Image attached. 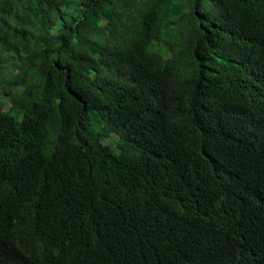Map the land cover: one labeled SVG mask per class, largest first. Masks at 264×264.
I'll return each mask as SVG.
<instances>
[{"label": "trees", "instance_id": "16d2710c", "mask_svg": "<svg viewBox=\"0 0 264 264\" xmlns=\"http://www.w3.org/2000/svg\"><path fill=\"white\" fill-rule=\"evenodd\" d=\"M0 92V264H264V0H0Z\"/></svg>", "mask_w": 264, "mask_h": 264}, {"label": "clouds", "instance_id": "9594fccd", "mask_svg": "<svg viewBox=\"0 0 264 264\" xmlns=\"http://www.w3.org/2000/svg\"><path fill=\"white\" fill-rule=\"evenodd\" d=\"M225 246H223V247H219L220 249H223ZM219 248H217L216 250H214V251H212L209 255H215V253H216V251L219 249ZM259 256V255H258Z\"/></svg>", "mask_w": 264, "mask_h": 264}, {"label": "rangeland", "instance_id": "374dc122", "mask_svg": "<svg viewBox=\"0 0 264 264\" xmlns=\"http://www.w3.org/2000/svg\"><path fill=\"white\" fill-rule=\"evenodd\" d=\"M0 95H1V92H0Z\"/></svg>", "mask_w": 264, "mask_h": 264}]
</instances>
